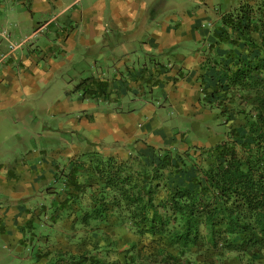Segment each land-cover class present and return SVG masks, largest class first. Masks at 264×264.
Wrapping results in <instances>:
<instances>
[{
    "label": "trees",
    "instance_id": "16d2710c",
    "mask_svg": "<svg viewBox=\"0 0 264 264\" xmlns=\"http://www.w3.org/2000/svg\"><path fill=\"white\" fill-rule=\"evenodd\" d=\"M216 18L212 41L199 43L197 107L225 132L208 146L182 135L161 145L85 141L90 149L56 163L46 203L30 209L24 233L48 232L35 262L264 264V0ZM75 89L97 99L106 84L86 78Z\"/></svg>",
    "mask_w": 264,
    "mask_h": 264
},
{
    "label": "crops",
    "instance_id": "0c3cea01",
    "mask_svg": "<svg viewBox=\"0 0 264 264\" xmlns=\"http://www.w3.org/2000/svg\"><path fill=\"white\" fill-rule=\"evenodd\" d=\"M196 2L203 7L197 6L194 12L187 10L177 20L169 14L162 18V11L184 7L186 0H0V58L4 57L0 61L1 117L17 110L18 121H31L34 108L42 105L38 101L55 96L51 91L57 88L54 84L58 77L88 59L92 60L89 78L105 82V95L91 99L83 96L80 89H74L72 97L59 93L51 105L59 104L56 111L61 114H80L69 121L71 131L77 132L81 127L90 130L92 127L95 131L94 123L98 121L103 130L92 143L105 141L109 134L113 135L112 142L123 140V136L128 142L145 135L146 129L140 134L129 126L133 124L131 120L141 121V117L144 120L146 117L147 124L155 122V105L150 100L160 105L158 101L164 99L181 107L183 113L187 112L188 104L196 107L198 68L203 59L199 43L202 39L205 45L212 41L209 27L212 20L207 15L211 6L206 1ZM236 5L228 4L227 11ZM205 23L207 27L203 28ZM139 26L146 27L149 34L143 42L142 58L131 62L123 54V48ZM34 31H38L36 38L23 43ZM9 44L21 46L9 51ZM185 44L189 45L187 49ZM178 72L182 78L176 82ZM45 90L48 92L45 97L34 98ZM99 105L111 107V111L101 113L97 110ZM129 105L137 108L125 113ZM153 124L147 130L148 136L159 131ZM136 126L142 129L140 124ZM171 137L163 135L158 140L164 142ZM89 149L87 145L68 151L61 155L62 160ZM42 155L35 150L14 165L0 167V237L16 248L25 243V225L32 218L30 209L37 204L30 205L27 199L44 195L53 183L57 156L49 160L44 155L40 163H27L40 160Z\"/></svg>",
    "mask_w": 264,
    "mask_h": 264
},
{
    "label": "rangeland",
    "instance_id": "374dc122",
    "mask_svg": "<svg viewBox=\"0 0 264 264\" xmlns=\"http://www.w3.org/2000/svg\"><path fill=\"white\" fill-rule=\"evenodd\" d=\"M201 1H206V3L211 6L210 11L206 9L207 15L212 20L211 24H209V27L211 28V26L213 27L216 17V15H214L215 13H224L228 10V4L232 6L244 0H230V3H227L226 0ZM185 4L184 7L170 9L167 13L162 11V18L166 14H169L175 15L177 20H179L180 14H184L187 10L194 12L197 6H202L201 4H197L196 0H186ZM213 11L215 13H213ZM205 27H207L206 23L203 28ZM148 34L149 31L146 27L139 26L137 31L133 33V39H128L127 43H125L123 54H126L131 62L135 61L137 58H142L143 42H146ZM186 43L191 45L189 42ZM188 44H185V49L189 47ZM91 76L92 60L90 59L84 62L81 60L73 69L66 70L58 77V82L54 84L57 88L51 91V93L55 92V96L47 99H40L38 101V104L40 105L42 102V105L34 108V112L32 113L33 119L31 121H23L21 119H19L21 121H18L16 116L19 115V112L17 110L9 114L10 116L4 115V117H1L3 114L0 113V167L14 165L16 162H20L24 156L33 153L35 150L43 153L41 159L37 161H29L27 163H40L44 160V155L49 160L57 156L58 160L56 161L57 163H60V161L62 162L61 155L64 153L71 150L75 151L77 148H86L87 145L83 143L84 140L92 143L93 139L98 138L99 133L103 130L98 127L100 125L98 121L97 123H94L97 127L95 131L92 130V127L91 130L89 128L82 129L81 127V129L77 131L78 133L76 130H73L75 131L73 132L71 131V123L69 121L73 120L74 116L79 117L80 114H61L56 111V107H58L59 104L54 103L51 105L59 93L64 96L65 94H68L72 97L73 91L78 83ZM47 94L48 92L45 90L35 95L34 98L39 99L40 97H45ZM153 95L157 96V93H154ZM162 97L164 98L163 95H161V98ZM149 102H152L155 105V113L153 116L155 122H153L154 124H151L155 125L159 131L152 136H148L150 131L147 132V130H149L151 124H147L146 117L145 120L143 117L139 118L142 119L141 121L133 119L130 121L133 124L132 126L130 125L129 128L132 127V129H136L140 134L146 129V134L136 136L134 138L136 140H143L152 145H161L163 142L159 141L158 138H161L163 135H182L183 141L188 145L208 146L215 143L218 140V137H221L226 130V127L219 121L214 112L201 111L197 106L193 108L188 104L187 112L183 113L181 107L174 104L171 105V102L164 99L158 101L161 102L160 105L156 104L157 101L150 100ZM110 108L111 107L107 108L99 105L97 110L103 113L106 112V110H110ZM136 108L137 106L129 105L126 108L128 110H126L125 113L129 110L135 111ZM112 111L117 112V109L112 108ZM88 112L89 114H92V110H89ZM82 115L83 112H81V116ZM74 124L77 125L78 122L75 121ZM137 124H140L142 129H137ZM104 138L106 140L100 144L105 147L110 146L111 142L114 140L113 135L111 134ZM124 138L125 136H123V140H120L119 142H126V139L124 140ZM182 147L185 148L183 145ZM103 152L110 153L107 149ZM120 153L121 154L118 155L123 156V153ZM46 200L47 197L38 194L27 199L30 205L35 203L44 204L46 203ZM54 230L55 229H53V232ZM108 232L114 234L116 237H120L123 241H126L129 238L124 229H112ZM47 233V228H42L36 225L35 230L31 232V235L30 232H25L26 241L24 244H20V247L17 246V248L13 247L11 243L4 239V237H0V264L35 263L36 254L44 252L48 247L47 243H42L40 240V236L45 237L47 236Z\"/></svg>",
    "mask_w": 264,
    "mask_h": 264
},
{
    "label": "built area",
    "instance_id": "2783aa9c",
    "mask_svg": "<svg viewBox=\"0 0 264 264\" xmlns=\"http://www.w3.org/2000/svg\"><path fill=\"white\" fill-rule=\"evenodd\" d=\"M203 26H204V25H203ZM203 26H202V27H203ZM37 34H38V31H34V32L32 33V35L29 36V37H27L23 43H27V42H29V41H32L33 39L36 38ZM23 43H21V44H23ZM21 44H16V45H15V44H13V45H12V44H9V45H8L9 51H13V50L17 49L18 47L21 46ZM3 59H4V57L2 56V57L0 58V61H3Z\"/></svg>",
    "mask_w": 264,
    "mask_h": 264
}]
</instances>
